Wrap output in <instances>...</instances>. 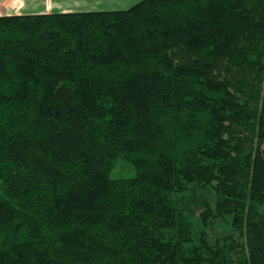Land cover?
<instances>
[{
  "label": "trees",
  "instance_id": "1",
  "mask_svg": "<svg viewBox=\"0 0 264 264\" xmlns=\"http://www.w3.org/2000/svg\"><path fill=\"white\" fill-rule=\"evenodd\" d=\"M0 264H264V0L0 17Z\"/></svg>",
  "mask_w": 264,
  "mask_h": 264
},
{
  "label": "crops",
  "instance_id": "2",
  "mask_svg": "<svg viewBox=\"0 0 264 264\" xmlns=\"http://www.w3.org/2000/svg\"><path fill=\"white\" fill-rule=\"evenodd\" d=\"M122 8L119 0H0V17L15 15H33L50 13L92 12L83 10H98L106 8ZM3 9H6L4 13ZM28 11L17 13V11ZM16 13H13V12Z\"/></svg>",
  "mask_w": 264,
  "mask_h": 264
},
{
  "label": "rangeland",
  "instance_id": "3",
  "mask_svg": "<svg viewBox=\"0 0 264 264\" xmlns=\"http://www.w3.org/2000/svg\"><path fill=\"white\" fill-rule=\"evenodd\" d=\"M142 0H119V3L122 4V8H106L104 10L102 9H98V10H83V11H119V10H127L130 7H132L133 5L137 4L138 2H140ZM3 14L4 13H10V12H5L6 9H3ZM28 11H17V13H26ZM13 13H16L15 11ZM135 175L134 170L127 164L120 162L111 172V179H121V178H133ZM222 229L221 225H217L216 227V232H220V230Z\"/></svg>",
  "mask_w": 264,
  "mask_h": 264
}]
</instances>
